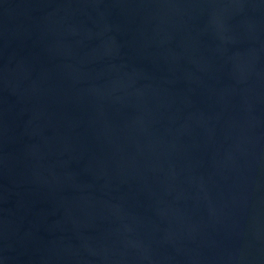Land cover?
I'll use <instances>...</instances> for the list:
<instances>
[{"label": "water", "instance_id": "1", "mask_svg": "<svg viewBox=\"0 0 264 264\" xmlns=\"http://www.w3.org/2000/svg\"><path fill=\"white\" fill-rule=\"evenodd\" d=\"M0 264H264V0H0Z\"/></svg>", "mask_w": 264, "mask_h": 264}]
</instances>
